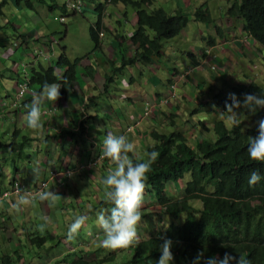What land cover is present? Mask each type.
I'll return each mask as SVG.
<instances>
[{
    "label": "trees",
    "instance_id": "1",
    "mask_svg": "<svg viewBox=\"0 0 264 264\" xmlns=\"http://www.w3.org/2000/svg\"><path fill=\"white\" fill-rule=\"evenodd\" d=\"M20 2L22 0H16V5ZM23 2L26 9L33 10L35 0ZM37 2L46 6L51 13L60 10L62 23L66 22V18L76 15L66 4L58 6L56 0H53L52 6H49L46 0ZM87 2L97 15L96 22L89 26L91 51L72 59L67 53V47L61 45L60 55L55 63L50 66L39 63L36 67H31L30 84H36L42 89L45 83H58L62 87L61 96L69 87H73L82 61L100 48L101 20L108 6L122 5L136 13L137 29L128 37L135 48V57L124 56L120 66L122 68L137 61L147 64L151 58L161 54L163 41L178 37L190 23L188 16L181 10L174 14L167 13L161 7L146 10L154 4V0H87ZM4 5L5 2L0 5V9ZM227 16L231 20L242 22L240 39L250 38V42L258 44L264 51V0H234L227 9ZM194 19L199 23H212V14L206 4L195 10ZM217 32L219 38H225L222 29L218 28ZM205 41L208 45L216 44V39L212 37ZM83 68L89 70L92 66L87 63ZM117 70L118 68L115 70L112 68L111 73L104 76L107 84L116 77ZM120 85L123 84H115ZM107 86L105 93L108 92ZM232 89L241 100L245 93L264 95V87L253 80L235 85ZM219 95L218 109L209 113L220 110L221 114H228L224 112L228 95ZM92 101L93 99L89 98V103L84 109H87ZM171 111L165 118L174 125L177 115L176 111L172 113ZM242 111L244 119L236 128L233 125L227 127L224 120H216L212 123V129H209L205 121H200L202 128L212 133V137H200L195 146L190 145L185 134L178 129L168 134L157 131L150 133L155 144L145 147V152L157 151L159 155L148 173L144 202L147 201L149 206H156L161 215L169 217L171 222L166 229L157 234L151 233L138 245L130 246L132 257L126 264H156L161 255L160 245L163 243L161 237L173 241L172 264H191L199 251H203L205 256L223 257L225 252L237 257L244 255L251 264H264V179L253 186L248 183L252 170H259L264 174V163L253 161L247 152L249 136L255 137L258 134V122L264 119V108L258 109L256 113L243 109ZM75 130L76 126L72 128L73 132L65 134L76 136L77 133H84V123L79 126L76 133ZM35 142L36 140L28 134L15 131L13 140L7 148L4 143H0V148L5 147L8 153L19 159L26 158L27 146ZM136 158H141L137 152ZM103 162L109 166L111 163V168L114 167L106 158ZM19 171L20 168H17L16 172ZM18 177L22 183L26 181V176L18 173H14L13 181ZM4 181L5 177H2L0 190L6 189L3 186ZM178 183H182L180 193L177 195L169 193V186L176 187ZM194 202L199 203L201 208L193 207ZM147 214L149 217L153 216L150 207L145 215ZM183 216V221L178 222ZM147 231L149 232L148 228ZM51 237L50 234L33 235L30 243L43 247ZM113 257L115 258V255ZM109 260L110 257L106 256L100 258L99 251H95L88 254V259L78 258L76 263L101 264ZM10 262L12 259L9 254L0 256V264Z\"/></svg>",
    "mask_w": 264,
    "mask_h": 264
},
{
    "label": "rangeland",
    "instance_id": "2",
    "mask_svg": "<svg viewBox=\"0 0 264 264\" xmlns=\"http://www.w3.org/2000/svg\"><path fill=\"white\" fill-rule=\"evenodd\" d=\"M3 2H5L6 5H4V7L0 9V64L3 66L0 68V71L4 76V81H10L11 76H17V72L15 70L16 68H20L22 65L29 63L30 61L37 63L42 60L44 52H35V48L43 49L46 52L50 51V46L48 44L41 43V40L33 39L34 37H42V34L49 35L47 40H51V35L62 37V44H68L67 53L72 59L91 51L92 43L89 39L87 30L91 22L96 21V17L91 15L88 6L85 7V13H83V15L68 17L66 18V22L62 23L60 20V10L51 13L46 6L40 5L37 0H35L34 2L33 10L26 9L23 4L17 6L16 0H0V5ZM154 2L155 3L152 6L147 7L146 10L151 11L154 8L162 7L169 14H174L176 10V8L169 9L168 3L164 4V0H154ZM168 2H171V0H168ZM173 2L174 6H176V3H182L183 0H173ZM185 2L187 6H189V0H185ZM198 2L199 3H194L189 7V10L193 9V15L188 16L187 13L190 14V11H186L185 15H187L191 20L187 29H185L177 38L172 39L168 41L167 44H165L169 60H166L164 62L165 65L169 68L168 72L173 71V67L175 66L184 69L185 62H191V59L186 57L184 52H195V50L199 52L201 48H203L204 40L207 39V37L216 38V42H219L218 44L220 45L219 51H221V48L225 49L218 61V64L221 66L218 69L219 75L213 77L209 72H201L205 77L209 75L207 77V81L202 82L200 78L194 79L192 77L189 82V87L186 85L187 78H185V83L178 85V81L176 82V97L182 96V99L178 100V103L176 105L172 104L177 115L175 119L178 124L179 130H182L184 132L187 137L188 143L192 146L196 145V141L199 139L200 135L201 137H212V133H208L202 128L199 120L205 119V125L209 129H212V123L216 120H224L227 123L228 127L232 126L230 120L228 119V116H223L220 110H218V112L209 113L218 109L217 97L220 96L219 93H232L230 89L233 85H238L239 83L246 82L248 80H254L264 87V51L258 44H253L252 42H250V40L242 41L240 39L242 22L231 20L227 16V9L231 6L234 0H198ZM46 3L49 6H52L53 0H46ZM56 3L58 6L62 7L66 3V0H56ZM203 4H206L209 11H211L213 18L212 23H199L194 19L195 10ZM187 6L185 5L184 10L188 9ZM115 9L116 10L114 11L109 10V13L113 12L115 14L118 11L116 7ZM119 9H125L127 13L129 10H132L130 8L122 7H120ZM107 20L109 22V25L116 24L114 17H107ZM217 28L222 29V31L224 32V39L219 38ZM66 33H68V35H66ZM208 34H211L212 36H208ZM107 36V38H111V36ZM23 37L31 39L27 47H25V45L22 43ZM226 40H230L231 42L223 45ZM1 42L3 43V46ZM15 43L18 44V47L15 46ZM57 49L58 51L60 50L59 47H57ZM122 52L124 51L120 50L119 52L120 59H122ZM200 53L201 51L198 54ZM95 56H97L99 59L102 58V55L99 52H95L92 56V59ZM209 67H211V64L207 65L206 71L207 69H209ZM126 68L119 67L116 71V74L124 75L123 77L127 82H129L130 74H134L136 75L138 81L142 83V87H116L114 84H111L112 87L108 88V92L105 94H116V92L129 94L135 92V89L137 88L140 89V94L134 96L136 101H134V104L130 106V115L133 116L137 121H140L142 118V122H144L146 119L144 118V114L142 111L143 104L144 102H148L149 96L153 93V88H151L152 85L149 81H147L145 76H141L136 71L134 72V65H128ZM158 72L166 75L165 68L159 69ZM160 86L162 87L163 84ZM191 93H193L195 96L191 95ZM88 94H91V92L88 91ZM116 95L120 96V94ZM105 101L106 95H103V98L99 100V102L101 103V105H103L105 104ZM117 101L118 99H115V101H113L110 105L113 106V104H117ZM213 104H215V108H213ZM170 111V108L164 109L163 112H160L157 114V116L153 117V121L148 120L147 123H149L153 128L147 132V139L151 143L150 145H152V140L149 137L152 130H156L163 134H168L174 130V128L169 124L165 126L168 122L166 121L165 116L168 115ZM205 111H207L208 114ZM44 119L45 118L41 117V122L44 121ZM240 119H244V112ZM79 121L80 119H78V123ZM195 128L198 130V132ZM68 132L73 131L70 130ZM63 136H66V138L72 141L73 144L76 143L77 146H80V144L84 141V133H77L76 136L68 134L66 135L64 133ZM142 138L144 137L142 136ZM132 139L135 142H138L135 137H132ZM147 139H145V141H147ZM38 146L40 147L38 156V159L40 161H43L46 157L47 161H50V163L59 161L58 157L55 154H52L49 157V154H51L50 150L48 156L45 155L46 141H41L38 144H33L27 149L26 153L33 156V161H35V156L37 154L36 149ZM99 147L100 150L96 154H93L91 157L84 161L87 164L93 165L91 166V171L94 169H99L101 167H109V164H104L103 160H101L100 158L101 152L103 150V145ZM48 149H51V144L49 143ZM136 152L141 158H145L146 152L144 144L139 145ZM68 157L71 156L69 155ZM47 161L45 160L44 162L46 163ZM30 165H33V162H31ZM86 170L87 168L83 167L82 164L79 166L76 174L80 175L82 174L81 171ZM5 171L6 178L3 186L8 187L9 182L12 178V167L6 166ZM95 176H97L96 173H90L89 171L81 178H76V180H71L70 178L71 182L68 181L66 182L65 186H63L65 190L69 187L70 191L76 196L82 194L85 199L93 204V209H88V206H86V208H83V211L81 212V214L88 216L89 222L92 220L93 216H96V212L99 209L111 208L114 206L110 203H106V207L100 208L101 202H103L104 200L105 189L102 184L103 178L98 177L96 180ZM180 187H182V183H178V186L176 187L171 185L169 186L168 191L172 195H177L180 193ZM62 194V198H64V193ZM40 205L42 206L43 212L31 219L29 218V221L26 222V227L24 229L26 233L27 231L30 232L34 229L40 235H47L46 232L44 233V231L41 230L40 226L42 225V222L45 226L51 227L54 224L53 215L61 214L63 211L62 209H54L49 204L48 206H50L51 212L48 213V211L45 210V202L41 201ZM192 205L197 209L201 208V206H199V203L197 202L192 203ZM149 207L150 211L153 213V216L149 217V214L142 216V219L137 226V232L140 241L143 238H147L151 233L157 234L161 230L166 229V227L171 222L169 217L161 215L160 210L156 206H149V203L147 201L146 203L143 201L141 210L142 215L148 212ZM72 216L73 213L71 212V217ZM42 217L48 218L47 224H45ZM183 219L184 216L178 222H182ZM59 222H62V220H60ZM68 225L59 224L58 228L60 231L49 232L52 237L48 239L43 247L33 245L30 249L25 246L26 242L23 241L21 250L25 252L29 260L36 258L39 262H43L44 258L48 257V259L52 262L57 256L59 250H61L58 245L59 238L67 239L66 232ZM147 228L149 229V232L147 231ZM100 231H102V229H100L97 224H95V228H93V230L92 228L86 227V224H84V226L80 229L79 234L74 239L67 240L72 241V243L80 240H85L86 244H92V240H94V243H97V248H100V242L103 239L102 234L99 233ZM96 234H99L97 235L98 237L95 236ZM0 250H2L1 247ZM124 250L123 248L116 250L104 248V254L106 257H110V260L101 264H126V262L131 259L132 253L127 252L128 248H124ZM112 254L115 255V258ZM61 262H68V256H66L64 260H61Z\"/></svg>",
    "mask_w": 264,
    "mask_h": 264
},
{
    "label": "crops",
    "instance_id": "3",
    "mask_svg": "<svg viewBox=\"0 0 264 264\" xmlns=\"http://www.w3.org/2000/svg\"><path fill=\"white\" fill-rule=\"evenodd\" d=\"M189 2V6H187L185 0H183L182 3H176V6H174L173 0H171V2H168V0H164V4L168 3L169 9L176 8L175 12L181 10L184 14H186V11H190V14H187L188 16H191L193 15V9L189 10V7L194 3L199 2L198 0H189ZM185 5L188 7L187 10H184ZM115 7L118 11L115 14L113 12L109 13V10H116ZM115 7L108 8L106 15L108 18L114 17L117 28L109 25L107 17L105 18L104 22L106 25V31L103 33V37L100 38V48L95 51L101 53L102 58L99 59L97 56H95L92 59V56L95 52L90 53L88 58L82 61V65L78 69L77 81L74 86L69 87L67 89V92L62 96L60 94V97L57 101L53 102L46 100L42 105V109H55L52 117H43L45 119L41 122L42 127L40 129L32 130L27 127L25 123V114L28 110V106H30L31 104L34 95H27V97H25L24 99L25 114H18L15 116L16 121H18L17 126L19 129H21V132L28 134L29 136H31V138H34L36 142L33 144H38L41 141H46L45 155L48 156L50 150L51 154L49 155L51 156L52 154H55L58 157L59 161L50 163V161H47V157L43 161H40L38 159L40 147L38 146L36 149L37 154L35 156V161H33V156L26 153L28 149L27 148L25 153L28 155V157L20 158V160L15 158L13 160L0 162V167L1 165L12 167V175H14V173L24 174L26 176L28 185L31 187H33L36 182L44 180L46 176H49L51 170H55L58 172L57 178L50 181L48 191H53L60 195V198L57 200L56 204L51 206L54 209H62L63 211L61 214L53 215L54 224L51 227L45 226L42 222V225H44V229L42 231H44V233L60 231L58 228L59 224H70L74 215H80L83 211V208H86V206H88V209H93V204L85 199L82 194L76 196L70 191L69 187L66 188V190L65 188H63L66 182L70 181L68 176H66L64 172L67 168L72 169L73 172H77L80 165L86 164L84 161L100 150L99 146L103 145L102 142L108 132H111L115 135H125L130 141L135 142L132 139L133 136L138 140V145H141L144 142L146 145H148V142L145 141V139L147 138H142L141 134L147 133L149 130L153 129L152 126L147 123L149 119H146L144 122H142L134 133L127 134L128 131L126 130L127 124L135 123L137 121L133 116L130 115V106L134 104V101H136L134 96L140 94V89L137 88L135 89V92L129 94L116 92V94H120V96L116 94H105V86H109V84H123L116 87H142V83L138 81L136 75L134 74H130L129 82H127L123 77L124 75L119 74H116V77L113 79V81L111 80V83L108 84L106 78H104L105 75H109L111 73L110 71L114 66V60H116V68L118 67L119 60H122L120 59V50L124 51L122 52V58L124 54H128V56L131 55L128 50L131 43L130 41H127V38L131 37L135 33L137 28V18L134 11L129 10L127 13L125 9H119L120 7H123L122 5H117ZM93 13L94 12L91 10L92 16H94ZM42 35V37H34L33 39L38 40L43 38V40L45 41L49 37L48 34ZM66 35H68V33H66ZM107 35L111 36V38H107ZM208 36L212 35L208 34ZM51 38L52 39L50 42H53L55 44L54 48L56 49L55 53L51 57V60H54L60 55V50L58 51L57 47L61 48V45L64 44H62V37L51 35ZM116 39L118 40L116 41ZM29 40L31 39L27 38L26 42L28 43ZM230 42V40H226L224 44L226 45ZM23 44L26 47V44ZM206 45L207 44L204 41V46L200 51H202V49H204ZM65 46L68 48V44H66ZM199 52H197V50H195V52H191L196 56L191 55L187 52L184 53H186V57L194 61L199 57ZM221 54L222 53H216L215 58L219 60L222 56ZM87 63L92 66V68L89 70L83 68V66ZM185 63H189V61H186ZM44 64L47 65L46 63ZM1 67L3 66L0 64V68ZM134 67V72L136 71L141 76H145L147 81H149L152 85L151 88H153V93L149 96L148 101H153L156 97L165 96L167 94L168 79H171V76H174L173 74H176V69L172 72H168L169 68L158 57L152 58V62L149 64H143L140 62L135 63ZM162 68L166 69V75L158 72V70ZM15 70L17 72V76H11L10 81H4V78H2L0 82V102L2 100H5L7 102L10 101V99L17 92L19 68H16ZM162 84L163 86L161 87L160 85ZM108 86L106 87L107 89L112 87V85L109 87ZM61 89L62 88H60V93ZM88 91H90L91 94H88ZM103 95H106V101L105 104H103L104 106L99 102V100L103 98ZM191 95H193V93H191ZM89 98H92L93 101L90 103L87 109H84L85 105H88L89 103ZM115 99H118V101L116 102L117 104H113V106H111L110 104H112ZM164 108L165 107L163 106L159 107L155 116H157L158 113L163 112ZM9 118L10 117H7V119H2L0 122V140L4 142L10 139L11 120H9ZM78 119H80L79 123ZM82 121L84 123V141L80 144V146H77L76 143L73 144L72 141L68 140L66 136H63V134L70 131L74 126H76L77 128ZM48 143L51 144V149H48ZM33 144L29 143V147ZM9 155L10 154L6 151L2 150V152H0L1 158L8 157ZM69 155L71 157H68ZM45 160L47 161L46 163L44 162ZM31 162H33V165H30ZM15 165L21 167L19 172H16V169L13 168ZM34 168H38L39 170V178L35 180L33 173ZM110 168L111 163L109 167H101L92 171L91 169L81 171L82 174L74 175L71 180L81 178L89 171L90 173L94 172L97 174V176H95L96 180L98 177L104 178ZM2 177L6 178L5 170H0V180ZM62 193H64V198H62ZM16 198L17 197L12 196L9 200H4L0 203V247L2 248V250H0V256H2L3 254H9L12 259V262L6 264H77L76 261L78 260V258L88 259V254L90 252L99 249L97 248L95 243H93L91 247H89V244H86L85 240H80L72 243V241H69L67 239L59 238L58 245L61 250H59L57 256L52 262L48 259V257H45L43 262H39L36 258L29 260L25 252L21 250L23 241L26 242L25 246L31 249V246L33 245H31L30 239L33 238V235H39V233L34 229L30 232L26 230V233L24 229L26 227V222L29 221V218L31 219L36 215H40V213L43 212V209L40 205L41 201H34L32 204L24 206L22 210L17 213L11 208V203H13ZM44 202L45 210L50 213L51 208L50 206H48L50 203L48 201ZM100 207L104 206L101 205ZM71 212L73 213L72 217ZM60 220H62V222H59ZM85 224L86 227L92 228L93 230V228H95V224H97L96 216H93L90 222L89 220L88 222L86 221ZM66 256H68V262H61V260H64Z\"/></svg>",
    "mask_w": 264,
    "mask_h": 264
},
{
    "label": "clouds",
    "instance_id": "4",
    "mask_svg": "<svg viewBox=\"0 0 264 264\" xmlns=\"http://www.w3.org/2000/svg\"><path fill=\"white\" fill-rule=\"evenodd\" d=\"M78 3L81 6L79 11L75 7L76 4ZM21 4L24 5L23 0L17 6H20ZM65 4L68 7H70L73 13L76 14L75 16L83 15V13H85L86 6L89 7L90 13H91V10L94 12V8H92V6L88 4L87 0H66ZM111 7L113 6L106 7V11L103 14V17L101 20L102 31L99 34V40L101 37H103V33L106 31V25H105L104 20L107 17L106 13H107L108 8H111ZM122 8H125V7L123 6ZM93 14H94V17H96L97 19L96 13L94 12ZM93 23L91 22V24ZM111 26H113L114 28H117L116 24H111ZM88 34H89V28H88ZM26 40L27 38L23 37L22 43H25L27 47L29 45L30 40L28 41V43L26 42ZM38 40H41L42 41L41 43L48 44L50 46V51L46 52L43 49L35 48L34 50L35 52H42V51L44 52L43 58H42L43 61L41 60L40 62H37V63L30 61L29 63L22 65L19 68L20 71L18 74L19 81L17 83V87H18L17 92L10 99V101L7 102L5 100H2L0 102V122L2 119H7V117H10L9 120H11L10 139L5 142L0 140V143H4L6 148H7V145L12 142L15 131L21 132V129H19L17 126L18 121H16L15 116L17 115V113L25 114L24 113L25 104H22V101H24L27 95H34V97L31 101L30 106H28V110L25 114V123L28 128L32 130H37L42 127L41 117L48 116L49 118H51L53 113L55 112V109L53 108L42 109V105L44 104L46 100L53 101V102L57 101L61 94L60 88L62 87L58 83H45L42 89L36 84H30L29 75H30L31 67H34V66L36 67L39 63L43 64L44 66H50L52 63H55V61L58 58L57 57L54 60H51V57L55 53V50H56L54 48L55 44L53 42H50L51 40L46 39L44 41L43 38L38 39ZM117 40L118 39H116V41ZM241 40L244 41L245 38ZM247 40H251V39L247 38ZM127 41H129V39ZM168 41L170 40H165L162 42L161 54L159 56H156L159 59H161L163 63L166 60H169V56L165 48V44H167ZM218 43L219 42H216L215 45H208L206 42L207 45L205 46L204 49H202L199 57L197 58V62L191 59V62L184 64L185 65L184 69L178 68L177 66L173 67V70L176 69V74H173L174 76H171V79H168L167 94L165 96H158L153 101H148L144 103L143 110H142L143 114L145 113L144 110H145L146 103H154V102L157 103V106L155 107L154 111L149 116L146 117L144 115L145 119L151 120L157 113V109L161 106L165 107L164 109H168V108H170V110L172 109L171 113L175 111L172 104L176 105L178 103V100L182 99V96L176 97V94L174 97H172L173 89L171 86L175 85V88H176L177 81L179 85V84L185 83V78H187L186 85L189 87L190 86L189 82L192 77L194 79L200 78L202 82L207 81V77L209 75L205 77L203 76V73L201 72H209L211 73L213 77H215L216 75H219L218 69L221 66L218 64L219 60L215 58V55L216 53H223L225 49L221 48V51H219L220 45ZM1 44L3 46L2 42ZM223 45L225 44L223 43ZM15 46L18 47V44L15 43ZM128 50H129V53H131V55L128 56V54H124V56L134 58L135 48L132 46V44L130 45V48H128ZM191 52L192 51L187 52V53L196 56L194 53H191ZM122 62H123V58L122 60H119L118 62L119 65L117 68L122 66ZM138 62L140 61H137L135 63H138ZM151 62H152V58L147 64ZM44 63H46L47 65H45ZM113 63H114L113 69L115 70L116 60H114ZM134 64H128V65H134ZM208 64H211V67H209V69H207L206 71ZM128 65H125L123 68H126ZM0 77H1L0 79V82H1L3 78V75L1 74V72H0ZM59 77H60V73H59ZM248 81H251V80H248ZM24 85L26 86V89L23 95L20 97V91ZM233 86L230 89L232 93L226 94L228 95V99L225 101L226 110L224 112L228 114H222V115L228 116V119L230 120L231 124L233 125V127L236 128V127H239L242 122L240 117L243 115V112L240 110L243 109V110H247V112H250V113H256L258 109L264 108V95L245 93L243 94V99L241 100L240 98L237 97L235 93H233V89H232ZM174 93H175V89H174ZM163 100L166 101V103H162ZM167 105H168V108H167ZM215 107H216L215 104H213V108ZM205 112L207 113V111ZM174 120H175L174 125L170 121L166 120L168 122L166 123L165 126L169 124L174 129L179 130L176 119ZM199 121H206V120L204 119V120H199ZM82 123L83 121L76 128V132L78 131L79 126ZM141 123H142V118L140 121L127 124L126 125V130L128 131L127 134L134 133L135 130L141 125ZM153 131H156V130H153ZM196 131L198 132L197 129ZM141 135L146 138L148 136L147 133H142ZM200 137L201 135L199 136V138ZM149 138L152 140V145H150L151 143L147 139L148 145H146L145 142L143 143L145 147H150L155 144L151 136ZM102 143H103V150L101 152L100 158L101 160H103L104 158L108 159L109 161L112 162L114 167L108 170L107 175L102 180V184L105 189L104 191L105 196H104L103 202H101L102 203L101 205L106 207V203H110L111 205H114V206L111 208H101L100 207L101 209H99L96 212V223L99 226V228L102 229L103 231V232L102 231L99 232L102 234L103 239L100 242V246H99L100 248L90 253L99 251L100 258L105 256L104 248L110 249V250H116V249H122V248L124 250V248H128L127 252L132 253L131 251L132 249L129 247L132 246L133 244L138 245L140 243L138 232H137V226L140 223L142 216L146 214L145 213L142 215L141 213V208H142L143 201H144V193L146 189V181L148 178V173L151 171V165L156 161L159 155L157 151H151L145 154V158L137 159L136 151H137V147L139 146L138 142L130 141L128 137L125 135H115L111 132L107 133ZM247 145H248L247 152L249 154L250 159H252L253 161H259V162L264 163V119L258 122V134L255 137L249 136ZM6 148L5 147L0 148V152H2V150L6 151ZM27 148H29V145L27 146ZM9 154L10 155L8 157H5V158L0 157V162L6 161V160H13L15 158L19 159L14 154L12 153H9ZM91 166L93 165L87 164V163L83 164V167H86L87 170H90ZM5 167L6 165H1L0 170H5ZM13 168L17 169L21 167L18 165H15ZM33 173H34V180L38 179L39 178L38 168H34ZM64 173L66 176H68L70 180V178L76 175L77 172H73L72 169L67 168ZM13 176L14 175H12L11 181L9 182V186L6 187L5 190L0 191V203L3 202L4 200H9L12 196L17 197L15 201L11 203V208L17 213H19L24 206H28L32 204L34 201H38V200L48 201L50 205H55L57 200L60 198V195H58L57 193L53 191H48L50 181L55 180V178H57L58 176V172L55 170H51V172L49 173V176H46L44 180L36 182L33 185V187L29 186L27 181H24L22 183L19 180V177L17 178L16 181H13ZM262 179H264V174H262L259 170H252L249 173L248 183L250 186H253L259 183ZM16 183L20 184V189H21L20 193L18 194L14 192V187ZM41 183L48 184L46 191L39 192L35 195L29 193L30 190L37 189ZM6 194L8 195L5 196ZM42 219L44 220L45 224H47L48 218L42 217ZM87 220H88V216L86 215H83V214L74 215L71 223L68 225V228H67V232H66L67 239L69 240L74 239L79 234L80 229L84 226ZM40 227H41V230H43L44 225H41ZM48 234L49 232L47 233V235ZM97 235L99 234H96L95 236ZM161 239L163 240V243L160 245L161 255L159 259L156 261V264H172V261L174 260V254L172 251L173 241L165 237H161ZM94 242L95 241L92 240V244ZM92 244H89V247H91ZM191 264H251V262L244 255H239L237 257V256L232 255L231 253L225 252L223 257H218L215 255L205 256L203 251H199L196 254V256L192 259Z\"/></svg>",
    "mask_w": 264,
    "mask_h": 264
},
{
    "label": "built area",
    "instance_id": "5",
    "mask_svg": "<svg viewBox=\"0 0 264 264\" xmlns=\"http://www.w3.org/2000/svg\"><path fill=\"white\" fill-rule=\"evenodd\" d=\"M75 7H76V9L79 11V9H80L81 6H80V4L78 3V4H76ZM171 87H172V89H173L172 97H174V96H175V93H174L175 85H172ZM25 89H26V86L24 85V86L21 88V91H20V97L23 95ZM162 103H166V101L163 100ZM156 106H157V103H156V102H154V103H146V104H145V110H144L145 113H144V115H145L146 117L149 116V115L154 111V109H155ZM47 186H48L47 183H41V184L38 186L37 189H35V190H30L29 193L35 195V194H37V193H39V192L46 191ZM20 191H21V189H20V184H19V183H16V184H15V187H14V192H15L16 194H18V193H20ZM7 195H8V194H6L5 196H7Z\"/></svg>",
    "mask_w": 264,
    "mask_h": 264
}]
</instances>
